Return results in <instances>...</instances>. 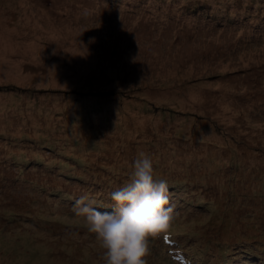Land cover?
Segmentation results:
<instances>
[{"label": "rangeland", "instance_id": "1", "mask_svg": "<svg viewBox=\"0 0 264 264\" xmlns=\"http://www.w3.org/2000/svg\"><path fill=\"white\" fill-rule=\"evenodd\" d=\"M134 88L164 89L167 106L188 114L161 117L163 111L131 99L122 107L133 115L137 108V118L206 133L209 149L216 134L224 142L217 148L221 176L215 175L212 189L201 192L195 181L204 164L168 183L173 220L166 233L174 244L165 233L151 238L148 264H264V0H0V264H102L95 234L72 211L75 200L87 195L105 212L99 206L114 205L111 193L128 183L134 155L144 152L152 159L161 157L157 148L185 145L157 140L135 151L124 144L134 135L120 133L127 129L119 135L92 130L80 115L70 118L82 126L66 132L95 131V138L86 137L103 144L90 154L108 159L84 155L80 164L81 158L66 157L76 162L68 166L65 156L57 157L63 155L53 149V137L42 144L14 133L24 134L23 124L37 119L29 113L33 104L43 113L58 103L37 97L81 89L112 92L120 101L121 92ZM68 95H62L69 106L63 111L78 114L74 103L89 98ZM109 112L91 118L101 124ZM56 117L57 128L69 123ZM146 122L145 132L151 129ZM138 126L137 138L158 139L155 129L146 136ZM112 136L120 138L111 143Z\"/></svg>", "mask_w": 264, "mask_h": 264}, {"label": "trees", "instance_id": "2", "mask_svg": "<svg viewBox=\"0 0 264 264\" xmlns=\"http://www.w3.org/2000/svg\"><path fill=\"white\" fill-rule=\"evenodd\" d=\"M138 88H134L131 89L129 92L130 94H124L123 92H121L122 94L120 95V97H123L125 99H121L119 101V98L116 97L115 93L112 92H108V91H99V92H95L92 90H76L73 91V93H69L64 91V93L62 92H57V91H53L54 93H50V94H45L44 96H42L41 98L36 100H40V99H44L46 98V102L50 103L51 101H58V103L56 102L55 105L53 107H50L52 105L48 106L46 105V109L45 112L42 113L43 109H39L38 107H36L33 104V108H31V111H29V113L31 112V114H33L32 117H37L36 120H27V124L24 123L23 124V129L22 131L24 132V134H19V132H16V134L14 133V135H25L26 137H32V138H40L42 141V144L49 143L50 141H45V138H50L53 137V144L56 145V147H53V149H55V151L58 153V155H63V156H57L60 159L62 157L65 156V159L63 161L64 164L68 165V166H74L76 162L72 163L71 161H68V159H73L74 158H81V160L78 161V163L83 164L82 160H84L83 156L84 155H88V159L93 161V160H105L108 159L107 157H99V155L97 154H90V152H92L91 149L96 150V148L101 147V145L103 144L102 140H93L90 137H86V136H91L93 135L91 131H89L88 133H84V129H79V132H76L75 134H69L68 132H66L68 126L73 127V126H79L81 127V123L79 125L78 124H74V122L76 120H73L71 118H75V117H79L80 115L82 117H85V119H88L87 122L90 125V128L92 130H98L100 132H112L113 134L119 135L118 132L121 131L122 128L127 129V132L125 131H121L120 133H123L124 136H133L134 135V139L131 142H128L127 138L126 141L124 142V144L129 145L130 148H134L135 151L137 150L136 147H140L143 146V144H145V142H150L149 144H153L156 143L155 141L159 140H166L169 142L173 141H177L179 143H182V145L184 146V148L182 146H172L173 148H176L177 150L173 149L172 147L169 148L167 147V149H159L157 148L156 151L159 152L160 156L162 157V159L160 160L161 157H158L159 155L156 153L154 154L155 156L152 157L153 160V165H154V177L156 179H164L167 181V183H171V180L177 182V180L182 181V178L178 177L179 173H185L186 174H192L194 175V172L198 169H194V168H199L198 164H204V168L200 167V170H202V174L199 175L197 177V180H195L196 182H198L197 185H201V192L204 191H208L209 189H212V187L216 184V182L213 181V178L215 177V175H219L221 176V174H219V168H218V163L217 160L219 158V156L217 155V153L219 152L218 149H223L220 147V143H224L222 141V137H219V134H216L215 138L212 139V141L215 144L212 143H208L207 146H211L215 147L216 150H213L212 147L209 149L207 147H205V141L206 139V133H201L199 131L196 130H181L179 131L178 129H176L172 123L168 122V121H163V120H159L156 118H137L139 117L141 114L140 112H138L137 108H135V112L134 113H138L137 115H133L130 111H126L125 107H122L124 105H126L127 103L131 104L133 103V101H131V99H135L134 101H137L136 104H139V102L142 104L143 108H152L155 111H163L164 113H161V117H177L175 114L180 113L181 110H177V111H173L171 108H169L167 106L168 103V99L169 97H167L164 92H162L164 89H162V91H152L151 89L149 90H136ZM171 92V90H170ZM75 93L77 94H81L84 95V97L89 98L87 100H79V102L74 103L76 106L79 107V112L78 114L75 113L74 111H70L69 113L68 110L65 112L63 111L64 108H68L65 107V105L62 104V95L65 94H69L68 96H73L75 95ZM30 94V93H27ZM15 96H18L17 94L14 93ZM115 96V97H111ZM153 95L156 97L155 99L153 98ZM103 97V98H101ZM112 100L113 105L105 102L104 100ZM170 100V99H169ZM117 101V103H116ZM100 103L101 106H111L113 109L112 111H106L109 112L105 115H102L104 117V119H102V123L101 124H96L93 122L91 117H98L96 115H93V113L96 112H101V113H106L100 109H96L97 104ZM118 107H114L115 104H118ZM173 102H170V104ZM47 104V103H46ZM68 104V103H67ZM72 104V105H74ZM63 105V107H62ZM45 108V107H43ZM53 108V109H52ZM88 108H90L92 111L88 112ZM127 108V107H126ZM16 109V108H15ZM30 109V108H29ZM95 109V111H93ZM25 111V109H23ZM47 110V111H46ZM59 110V111H58ZM61 110V112H60ZM33 111V112H32ZM15 114L17 115L18 112L15 111ZM143 114H149L148 112H145ZM159 114V113H158ZM57 116H61L63 115L64 119H67V121L69 122L68 124H66V122L63 120L60 123V127L57 128V123L55 124V120L59 119V117ZM180 117H187L188 114L185 112H181V114H178ZM74 116V117H73ZM80 116V117H81ZM40 117V118H39ZM71 117V118H70ZM128 117H130V119H128ZM132 117H135L134 120H132ZM198 117H202V116H198ZM30 118V117H28ZM120 120V121H119ZM128 120H129V124H128ZM149 120V123L146 122ZM200 120H204L203 118H201ZM37 121V122H36ZM123 122V125H121L120 123ZM136 123V125H134ZM146 122V124L148 125L149 128H151L153 130L154 133H157V138L156 140H152V139H147V138H142V137H138L137 135L140 131L138 123L141 124L142 128H143V132L144 128L146 127L145 125L143 126V124ZM88 125V126H89ZM97 125H102L103 130L99 129L97 127ZM87 126V125H85ZM205 129L206 132L208 131V128H210V125H202ZM105 128V129H104ZM149 129V130H151ZM211 129V128H210ZM149 130L147 132H145L146 136H152L154 133L149 132ZM20 131V130H19ZM82 131L83 135H79L78 133H80ZM139 131V132H138ZM162 132L161 135H163L162 137H160L159 132ZM61 134L60 136H54V134ZM96 133V132H95ZM195 133V134H194ZM78 134V135H76ZM129 134V135H127ZM133 134V135H132ZM106 135V134H105ZM18 137V136H17ZM60 137V138H57ZM110 137V136H109ZM83 139V141H80L79 139ZM85 138H87L88 140H86ZM93 138H95V135H93ZM113 138V139H112ZM119 136H112L110 138V141L112 143V141H115L116 139H119ZM142 138V140H141ZM101 139V138H100ZM112 139V140H111ZM179 140V141H178ZM40 141V142H41ZM39 142V146H41ZM140 143V144H139ZM165 144V143H164ZM168 145V144H167ZM174 145H176V143H174ZM59 150V151H57ZM86 150V152H84L81 155V151ZM88 150V151H87ZM64 152H69L72 153L73 156L69 157L68 155H66ZM180 152V153H179ZM204 153L206 155H204ZM79 155V156H77ZM138 155V154H137ZM137 155H134L133 161H129V166L132 169L131 172H129L128 174H126V176H129V181L131 179L132 176V172H133V162L134 160L137 158ZM96 156V157H95ZM68 159H67V158ZM23 160H25V157H22ZM63 160V159H61ZM166 160V161H165ZM163 161H165V164L163 163ZM42 163V162H41ZM93 163V162H92ZM160 163H163L162 165H160ZM85 164V163H84ZM195 164V166H193ZM237 164V163H236ZM179 166H189L191 167L189 170L184 169V168H180ZM237 172V170H236ZM234 172L232 174L231 177L236 176ZM240 172L237 173V175H239ZM222 175H226V174H222ZM179 178V179H178ZM185 178V177H184ZM127 179V178H126ZM125 180V179H124ZM186 180H191V179H186ZM128 181V179H127ZM128 181V183H129ZM99 203H95L94 206H97ZM101 210L103 211H107V210H111L113 211L114 205L112 206H106V205H102L99 206ZM252 222V221H251ZM261 227V225H259ZM237 235V237H239V234H241L240 232L235 233ZM256 232H253L251 234H247L248 236H254L256 235ZM259 234V233H258ZM167 240L166 242L169 243L170 245L174 244V242L171 240L169 233H165ZM242 238V237H239ZM176 260L180 261L181 258L179 256H176Z\"/></svg>", "mask_w": 264, "mask_h": 264}, {"label": "clouds", "instance_id": "3", "mask_svg": "<svg viewBox=\"0 0 264 264\" xmlns=\"http://www.w3.org/2000/svg\"><path fill=\"white\" fill-rule=\"evenodd\" d=\"M114 208L99 211L87 195L77 198L73 213L95 234L102 264H148L151 238L166 233L173 220L168 183L154 177L153 160L139 152L130 182L111 193Z\"/></svg>", "mask_w": 264, "mask_h": 264}, {"label": "snow or ice", "instance_id": "4", "mask_svg": "<svg viewBox=\"0 0 264 264\" xmlns=\"http://www.w3.org/2000/svg\"><path fill=\"white\" fill-rule=\"evenodd\" d=\"M165 239H167V237H165Z\"/></svg>", "mask_w": 264, "mask_h": 264}]
</instances>
